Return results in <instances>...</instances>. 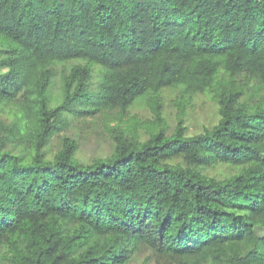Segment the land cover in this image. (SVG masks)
<instances>
[{
  "label": "trees",
  "instance_id": "16d2710c",
  "mask_svg": "<svg viewBox=\"0 0 264 264\" xmlns=\"http://www.w3.org/2000/svg\"><path fill=\"white\" fill-rule=\"evenodd\" d=\"M176 88L216 93L218 122L47 157L72 120ZM4 106L2 264H264V0H0Z\"/></svg>",
  "mask_w": 264,
  "mask_h": 264
},
{
  "label": "rangeland",
  "instance_id": "374dc122",
  "mask_svg": "<svg viewBox=\"0 0 264 264\" xmlns=\"http://www.w3.org/2000/svg\"><path fill=\"white\" fill-rule=\"evenodd\" d=\"M71 64H67L69 67ZM99 69L95 67L93 82L98 81ZM219 91V89H217ZM58 95V82L52 87V97ZM9 106L0 108L7 115L12 111ZM6 110V111H4ZM6 116V115H4ZM219 119L216 93L187 94L179 88L165 89L149 101H138L125 111L113 110L98 113L86 118H77L70 122L65 132L53 136L45 148L47 157L56 153L62 144V136L68 137L76 145L74 158L88 164L98 158L109 157L115 146V136L121 134L128 140L143 142L157 131L171 135L178 124L185 127L186 136H194L211 129ZM182 163L174 159L173 163ZM215 178L229 175L230 170L224 165H215L204 171ZM6 248L0 246V264ZM126 264H165L147 248L135 252Z\"/></svg>",
  "mask_w": 264,
  "mask_h": 264
}]
</instances>
